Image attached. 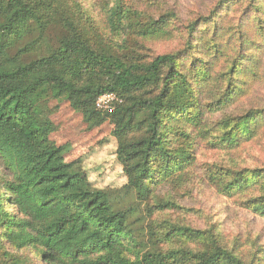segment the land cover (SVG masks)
Masks as SVG:
<instances>
[{"label": "trees", "instance_id": "obj_1", "mask_svg": "<svg viewBox=\"0 0 264 264\" xmlns=\"http://www.w3.org/2000/svg\"><path fill=\"white\" fill-rule=\"evenodd\" d=\"M68 1L0 0V164L12 174L0 183V250L5 248L8 261L6 245L31 247L48 264H262L264 248L253 256L258 263H246L211 228L204 232L168 224L146 231L136 206L145 203L148 213L163 210L160 201L155 208L149 203L162 188L188 180L196 164L193 135L204 116L222 111L244 93L237 78L242 66L223 78L214 75L210 69L218 43L207 29L198 42V26L211 24L217 12L187 27L183 48L147 59L139 41L177 36L171 18L151 20L113 0L103 29L90 17H79L76 3L71 11ZM232 1L222 0L217 8ZM262 9L252 2L251 11ZM55 26L62 34L51 46L45 34ZM34 34L36 39L28 41ZM42 48L45 53L33 57ZM182 58L189 60L182 63ZM107 94L116 99L111 112L96 107ZM48 99L67 102L88 130L112 125L126 179L120 190L94 188L79 161H65L69 147L50 140L56 129L45 106ZM218 130L220 143L230 151L261 139L264 109L228 117ZM176 137L185 141L175 145ZM215 174L219 178L211 172L209 180L218 191L243 197L246 210L264 216V169ZM129 195L135 204L126 206ZM4 200L20 217L2 212L8 207ZM204 234L209 237L192 250L165 245L176 236L197 240Z\"/></svg>", "mask_w": 264, "mask_h": 264}, {"label": "rangeland", "instance_id": "obj_2", "mask_svg": "<svg viewBox=\"0 0 264 264\" xmlns=\"http://www.w3.org/2000/svg\"><path fill=\"white\" fill-rule=\"evenodd\" d=\"M221 1L122 0L128 10L141 12V15H146L151 20L158 21L161 17L173 20L171 28L173 32H177L174 38L139 41L138 50L147 59L183 48L187 39V27L195 21L200 23L204 17L216 11L211 24L198 26L200 32L197 36L199 42L200 36L204 35V30L207 29L208 36L218 43L210 72L223 78L229 74L232 67L240 64L244 69V73L237 76L238 84L242 81L244 93L222 111L205 115L198 132L193 135L196 164L190 171L188 180L164 187L157 192L149 205L155 208L160 201L165 205L163 210L148 213L145 203L136 206L145 219L143 226L146 231L155 226L162 227L158 230L161 231L168 224L204 232L211 228L218 233L216 235L223 246L228 250H235V253L241 255L248 263L252 262L259 249L264 248V216H256L246 210L243 197L226 196L218 191L214 184H211L209 176L213 172L215 179H218L215 173L219 171L264 169V136L252 142H243L239 148L230 151L220 143L221 132L218 130V124L228 117L264 109V0H233L229 7L224 9L217 8ZM252 2L262 4L263 9L259 12L251 11ZM112 3L113 0H70L68 6L71 11L79 7V17L85 19L88 16L95 26L102 27L106 13L113 6ZM168 14L173 17H165ZM213 27L215 35L211 33ZM105 30L108 32L106 27ZM61 34L58 26L49 28L45 34V43L55 45ZM36 37L37 34H34L28 41ZM44 53L45 48H42L32 55L36 57ZM188 60L182 58V63ZM223 85L225 86L226 82H223ZM45 102L49 119L56 129L50 135V140L56 146L65 145L70 149L65 155V161H79L94 188L113 192L120 190L126 184V179L117 160V143L112 136V125L106 122L100 127L88 130L81 114L72 110L67 102L52 99ZM114 103L115 101L109 103L112 108ZM104 105H107V102ZM176 141L175 145H180L185 140L176 137ZM11 177V171L0 164V183L11 180ZM4 196L10 201L9 193H4ZM134 204V196L129 195L125 205ZM2 205H8L2 212L9 211L12 215L20 217L11 202L4 200ZM205 236L209 237L204 234L195 240L176 236L165 245L173 250H192L204 242L202 239ZM5 247L6 250L9 248L11 260L8 261V256L3 254V247L0 250V264H48L42 259L39 251L31 247L22 250H15L8 245ZM253 261L258 263L257 259Z\"/></svg>", "mask_w": 264, "mask_h": 264}, {"label": "built area", "instance_id": "obj_3", "mask_svg": "<svg viewBox=\"0 0 264 264\" xmlns=\"http://www.w3.org/2000/svg\"><path fill=\"white\" fill-rule=\"evenodd\" d=\"M115 100H116L115 97L111 94L103 95L100 98H98L96 107L98 109L111 112L113 108L111 107L109 103L110 101H115ZM105 102H107V105H104Z\"/></svg>", "mask_w": 264, "mask_h": 264}]
</instances>
